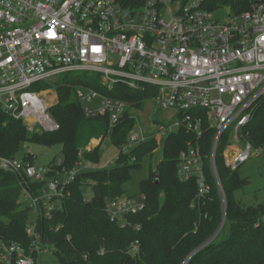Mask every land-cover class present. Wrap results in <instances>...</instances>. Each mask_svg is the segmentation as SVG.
I'll use <instances>...</instances> for the list:
<instances>
[{
	"label": "built area",
	"instance_id": "obj_1",
	"mask_svg": "<svg viewBox=\"0 0 264 264\" xmlns=\"http://www.w3.org/2000/svg\"><path fill=\"white\" fill-rule=\"evenodd\" d=\"M214 1H219L217 7ZM225 1L0 0V109L29 132L60 130L49 99L32 88L80 72L93 75L94 82L78 77L99 83L103 90L78 86L75 98L87 118H106L110 133L133 111L128 101L110 96L118 86L147 92L150 97L145 103L155 100L157 115L173 113L168 119L156 115L158 122L154 120L147 130L137 117L141 111L135 109L136 124L126 143L104 165L84 160V150L71 169H58L62 160L39 166L30 151L25 154L34 161L24 155L0 156V171L18 178L21 199L36 220L27 228V244L0 241V264H59L57 246L39 229L38 221L53 220L63 211L69 186L82 172L108 167L120 156H131L135 162L133 152L147 142L159 146L182 129L192 134L194 140L179 156L177 176L184 183L196 180L198 199L212 194L200 143L206 127L215 130L209 165L221 195L225 192L217 157L223 140L221 155L232 172L264 154L244 134L264 98V0H256L242 12ZM225 9L230 11L227 21L215 19V13ZM92 101L99 106L84 108ZM96 141L87 151L104 146L101 139ZM145 208L142 193L108 200L105 205L110 220L121 227L130 226L129 216ZM140 252L137 240L129 254L136 258Z\"/></svg>",
	"mask_w": 264,
	"mask_h": 264
},
{
	"label": "trees",
	"instance_id": "obj_2",
	"mask_svg": "<svg viewBox=\"0 0 264 264\" xmlns=\"http://www.w3.org/2000/svg\"><path fill=\"white\" fill-rule=\"evenodd\" d=\"M255 1L228 0L225 4L242 12L249 10ZM218 4L219 1H214L215 7ZM81 85L103 90L99 83H90L73 74L62 75L53 82H41L32 88L41 91L55 87L58 91V105L51 108V114L60 125L55 133L32 134L21 121L9 118L0 109V156L14 157L23 153L25 159L34 161L25 154L27 143L62 145L63 159L58 169L75 167L80 161L81 150H84V160L101 164L102 147L99 145L92 152L87 151V147L90 140L102 139L103 143L110 134L111 143L121 150L136 120L129 112L110 133L106 118H87L84 114L74 95L76 87ZM110 96L128 101L132 108L140 111L150 97L147 92L131 91L124 86H118ZM244 134L255 148L264 150V98L257 103ZM214 136L215 130L206 127L200 141L212 194L198 199L196 180L184 183L177 176L179 156L194 140L191 133L182 129L168 137L163 161L148 180L141 182L140 193L146 196V208L129 216L130 226L121 227L112 222L105 210L106 202L128 196L124 194V185L158 144L150 141L138 147L132 155L136 157L135 162L130 161L131 156H120L108 167L82 172L69 186L70 195L63 202V211L53 220L38 221L39 229L57 246L59 264H264V204L245 206L236 201L235 192L247 182L225 166L221 155L225 147L223 140L217 157L227 204L223 212L222 195L209 165ZM85 184L93 186L92 200L83 196ZM224 217V227L215 239ZM35 221L21 199L18 178L0 171V241L27 244V228ZM59 225L62 228L56 231ZM136 225L141 229L136 230ZM137 240L141 243V252L134 258L129 249ZM85 255L89 260H84Z\"/></svg>",
	"mask_w": 264,
	"mask_h": 264
},
{
	"label": "rangeland",
	"instance_id": "obj_3",
	"mask_svg": "<svg viewBox=\"0 0 264 264\" xmlns=\"http://www.w3.org/2000/svg\"><path fill=\"white\" fill-rule=\"evenodd\" d=\"M229 12H230L229 9L216 12L215 19L220 21H227V19L229 18ZM77 75L91 82H94L92 79L93 75L91 74L87 75L80 72ZM81 77L79 78L82 79ZM77 89L86 90L88 89V87L79 86ZM41 91L43 95L49 99V102L51 103V108H54L55 106L58 105L59 94L55 87H51L49 89H42ZM74 95H76V92H74ZM98 106L99 105L97 101H92L89 104L85 105L84 108L88 107L91 109H95ZM132 110L134 111L135 108L133 107ZM157 112H158L157 102L155 100H150L145 103V106L143 110H141V112L138 111L137 117L139 122L142 123V125L147 130H149L152 122L156 120ZM172 114L173 113L171 111H160L157 117L168 119L169 117L172 116ZM136 131H138V128H136ZM167 139L168 138L161 140L158 148L154 151V153L144 158L142 162V167L131 173L132 176L131 180L127 182L123 187L124 194L128 196H133L140 193L141 182L148 180L150 178L151 172L156 171L157 165L161 161H163ZM94 140L95 139L90 140L89 145L92 144ZM103 143L104 146L101 148L102 153H101L100 165L106 164L109 160L114 158L119 152V150L111 143V134L106 137ZM24 151L32 152L35 155L37 164L39 166L47 167L54 161L63 159L62 145L48 146V145H36V144L27 143L25 145ZM21 156H23V153L17 155V157H21ZM237 173L242 180L247 182V184H245V186L242 189L235 192L234 197L236 201L241 202L245 206H256L259 204H264V154L259 157L253 156L249 161L244 163L239 168ZM82 193L86 200H92L94 196L93 186L85 184L82 187ZM221 200H222V210L225 213L227 204L224 195H222ZM224 219L222 222L223 225L221 224L222 227L220 226L219 230L215 234L216 236L215 239L219 236V234L221 233L224 227L225 224ZM211 240L213 241L214 238H212Z\"/></svg>",
	"mask_w": 264,
	"mask_h": 264
},
{
	"label": "water",
	"instance_id": "obj_4",
	"mask_svg": "<svg viewBox=\"0 0 264 264\" xmlns=\"http://www.w3.org/2000/svg\"><path fill=\"white\" fill-rule=\"evenodd\" d=\"M224 221H225V219H224ZM223 225V224H222ZM222 225H221V227H222Z\"/></svg>",
	"mask_w": 264,
	"mask_h": 264
}]
</instances>
